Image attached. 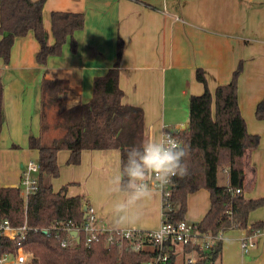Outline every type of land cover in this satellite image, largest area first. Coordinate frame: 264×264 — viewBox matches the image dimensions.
<instances>
[{"label":"crops","instance_id":"0c3cea01","mask_svg":"<svg viewBox=\"0 0 264 264\" xmlns=\"http://www.w3.org/2000/svg\"><path fill=\"white\" fill-rule=\"evenodd\" d=\"M52 12L82 14L84 25L74 33V52L68 38L59 55L49 56L46 65H39L35 61L39 46L28 32L14 40L8 64L0 60L4 114L0 186L18 188L22 163L38 158L37 151L28 148V137L41 135L40 83L44 72L48 79L67 82L66 109L87 103L93 80L115 63L119 40L123 45L118 76L122 103L142 109L144 138L150 134L159 138L167 129L165 124L174 123L169 116L188 108L189 97L203 92L195 78L197 69L203 71L213 93L217 86L230 81L239 62L242 72L238 104L242 117L249 134L264 133V120L253 118L257 102L264 98V0H45L42 25L49 45L54 42ZM57 121V110L46 117L48 126L42 135L45 144L55 137L46 134ZM179 129L186 127L181 125ZM68 157V151L57 153L59 175L49 179L53 191L67 186V197L79 196L83 206L93 210L94 228L118 230L111 225L112 198L107 187L120 162L119 151H83L78 165H67ZM221 171L222 186H226L227 168ZM55 181L57 188L53 186ZM199 194L202 198L195 203L196 214L188 206L186 221L198 223L209 209L208 193L197 191ZM263 195L264 138L244 158L243 180L246 200ZM141 206L147 218L143 226L138 229L131 223L123 229L151 231L159 227V192L154 190ZM148 219L151 225H146ZM256 222L262 223V233L254 235V246L244 251L241 242L252 234L249 227ZM215 264H264V208L250 212L247 228L221 234V254Z\"/></svg>","mask_w":264,"mask_h":264},{"label":"trees","instance_id":"16d2710c","mask_svg":"<svg viewBox=\"0 0 264 264\" xmlns=\"http://www.w3.org/2000/svg\"><path fill=\"white\" fill-rule=\"evenodd\" d=\"M44 1L0 0V60L4 64L9 62L14 40L28 32L38 43L35 61L39 65H46L49 56L59 55L68 38L70 49L76 50L74 33L83 28L82 14L52 12L50 28L54 42L49 45L42 25ZM122 51L119 40L115 63L103 76L93 80L91 99L69 109L64 102L67 82L48 79L44 72L40 83L41 135L28 137V148L38 153V190L24 201L19 188L0 186V214L13 227H21L24 223L27 227L22 240H3L0 251L15 252L21 246L32 254L28 264H139L149 257L147 251L134 252L124 246L105 248L106 233L99 235V241L90 247L84 246L80 235L79 244L63 248L60 243L66 233L53 228L56 224H82L88 208L83 206L81 197L66 196L67 186L53 191L49 179L59 175V151L69 152L67 165H78L83 151L94 150L116 149L121 161L127 147L139 145L144 139L142 109L122 103L123 92L118 84ZM241 72L239 62L230 81L217 86L213 93L207 87L203 71L197 69L195 72L203 92L189 97L187 127L177 135L185 149L184 162L188 170L186 175L174 177L169 199L171 208L163 212L169 223L185 220L187 197L199 190H205L209 196V209L197 223L200 233L216 236L219 232L245 229L250 212L264 207V196L247 200L243 197L244 158L258 147L260 136L248 133L239 108ZM2 91L0 75V133L4 122ZM53 108L57 109L59 122L56 127L62 134L45 144L42 135L47 127L46 112ZM254 116L258 121L264 120V98L257 102ZM224 167L229 179L226 186L219 185L217 180L218 170ZM236 189L241 193L235 194ZM45 228L51 230L48 236L42 234ZM249 228L262 229V223H253ZM194 249L184 248L187 253ZM220 254L221 241L211 252L199 253L193 264H215ZM168 264H175L173 257Z\"/></svg>","mask_w":264,"mask_h":264},{"label":"built area","instance_id":"2783aa9c","mask_svg":"<svg viewBox=\"0 0 264 264\" xmlns=\"http://www.w3.org/2000/svg\"><path fill=\"white\" fill-rule=\"evenodd\" d=\"M183 129H164L163 133L170 134L180 144L178 138L179 132ZM22 168L24 169L19 183V189L24 201L36 193L38 190V173L39 165L37 162L28 161ZM174 177L168 184L163 187L157 186L156 191L161 196L162 219L157 229L151 231H140L136 229H96L92 226L94 214L91 208L86 209L85 221L76 226L71 223L56 224L53 228L60 229L66 233V238L60 243L63 248L70 247L80 243V235L84 246L90 247L94 242L99 241V235L106 233L104 246L107 249L115 247H126L134 252L147 251L149 257L139 264H168L170 257L174 258L175 264H193L199 257V253L211 252L213 246L221 241V232L216 236L209 233H200L197 223L183 220L176 224L169 223L163 212L170 210L171 205L169 199L171 197V189L174 185ZM239 189L235 190V194H240ZM27 230L26 223L21 227L11 226L9 220L0 214V250L3 240L16 241L24 238V232ZM51 230L42 229V234L49 235ZM53 231V230H52ZM75 233V236L72 235ZM262 233V229L252 230V234L241 242L244 251H248L254 246L252 237ZM195 248L189 253L184 248ZM32 259V254L19 246L15 252L0 251V264H28Z\"/></svg>","mask_w":264,"mask_h":264},{"label":"clouds","instance_id":"9594fccd","mask_svg":"<svg viewBox=\"0 0 264 264\" xmlns=\"http://www.w3.org/2000/svg\"><path fill=\"white\" fill-rule=\"evenodd\" d=\"M125 152L107 187L112 198L110 220L114 229L133 223L141 204L157 186L163 187L173 176H184L188 170L185 149L170 134L161 133L159 138L150 134Z\"/></svg>","mask_w":264,"mask_h":264},{"label":"rangeland","instance_id":"374dc122","mask_svg":"<svg viewBox=\"0 0 264 264\" xmlns=\"http://www.w3.org/2000/svg\"><path fill=\"white\" fill-rule=\"evenodd\" d=\"M239 95H240V91H239ZM55 110H57V109H56V108H53V109H50V110H48V111L46 112V117H47V119H48L49 114H50L52 111L55 112ZM55 114H56V113H55ZM57 114H58V112H57ZM253 118H254V120H255V116H254ZM169 119H170V120H174V123H172V125L165 124V127H166L167 129H170V130H173V129H175V128L179 129L181 125H183L184 127H187V122H188V108L183 109V110L181 109V110H179V111H176V112L172 113V114L169 116ZM45 120H46V118H45ZM58 122H59V116H58V121H57V124H56V125H58ZM47 126H48V124H47ZM260 127H261V126H260ZM260 127H259V128H260ZM49 128H50V130H49V131L47 132V134H46L48 138L53 137V136H60V135L62 134V130H61V133H60V128H59V127L57 128L56 126H52V127H49ZM45 129L47 130V127H46ZM254 134L260 136V140H261L262 138H264V137H263V134H264V133H262V135H259L257 132L254 133ZM259 145H260V142H259ZM259 145H258V147H259ZM258 147H257V148H258ZM257 148H256V149H257ZM256 149H255V150H256ZM28 161L37 162V159H31V160H28ZM28 161H25L24 163H22L23 166H24V165L26 164V162H28ZM23 170H24V169L21 167V169H20L21 174H22ZM1 172H2V165H0V173H1ZM218 175H219V177H220V181H219V179H218V184H219V185H224V183L221 181V177H222V175H223L221 170H218ZM255 177H256V172H255V170H254V178H253V181H255ZM253 183H254V182H252V185H253ZM53 186H54L55 188H57L58 184H57L56 181L53 183ZM198 192H199V193H206L205 190H200V191H198ZM196 193H197V192H196ZM196 193H194V194L196 195ZM191 196H192V195H190V196L187 198V203H186V213H185V215L190 214V212L188 213V206H189V209H190L191 213L196 214V213L194 212V209H195V203H196L197 201H199L200 198H202V194H199V195L193 196L192 198H191ZM263 196H264V195H263ZM188 203H189V204H188ZM261 208H264V207H261ZM258 209H260V208H258ZM144 210H145V208H143L142 206H140L139 214H138V218L135 219V221L132 223L133 225L137 226L138 229H139L140 226H143L142 223L147 219V218L144 217L145 214H146ZM192 220H193V219H192ZM188 222H191V221H188ZM151 223H152V221H151L150 219H148V221H146V225H151ZM141 228H142V227H141Z\"/></svg>","mask_w":264,"mask_h":264},{"label":"water","instance_id":"95a60500","mask_svg":"<svg viewBox=\"0 0 264 264\" xmlns=\"http://www.w3.org/2000/svg\"><path fill=\"white\" fill-rule=\"evenodd\" d=\"M84 218H86V215L84 216ZM73 236H75V233H72Z\"/></svg>","mask_w":264,"mask_h":264}]
</instances>
